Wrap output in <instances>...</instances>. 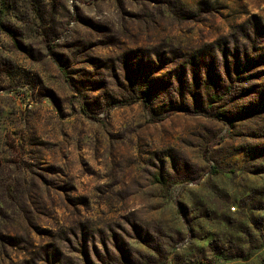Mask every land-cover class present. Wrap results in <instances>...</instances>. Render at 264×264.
Segmentation results:
<instances>
[{
	"label": "rangeland",
	"instance_id": "1",
	"mask_svg": "<svg viewBox=\"0 0 264 264\" xmlns=\"http://www.w3.org/2000/svg\"><path fill=\"white\" fill-rule=\"evenodd\" d=\"M0 264H264V0H0Z\"/></svg>",
	"mask_w": 264,
	"mask_h": 264
},
{
	"label": "trees",
	"instance_id": "2",
	"mask_svg": "<svg viewBox=\"0 0 264 264\" xmlns=\"http://www.w3.org/2000/svg\"><path fill=\"white\" fill-rule=\"evenodd\" d=\"M150 98H151V93H150L149 90H144V91L141 93L140 97H139L140 100H144V101H146V102H147ZM139 99H138V100H139ZM220 118H221V117H220Z\"/></svg>",
	"mask_w": 264,
	"mask_h": 264
}]
</instances>
